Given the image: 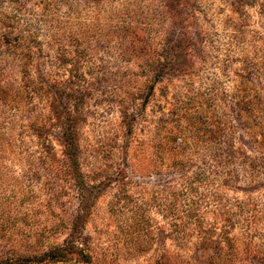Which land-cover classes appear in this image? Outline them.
Instances as JSON below:
<instances>
[{
	"label": "rangeland",
	"instance_id": "rangeland-1",
	"mask_svg": "<svg viewBox=\"0 0 264 264\" xmlns=\"http://www.w3.org/2000/svg\"><path fill=\"white\" fill-rule=\"evenodd\" d=\"M74 223L35 264H264V0H0V262Z\"/></svg>",
	"mask_w": 264,
	"mask_h": 264
},
{
	"label": "trees",
	"instance_id": "trees-1",
	"mask_svg": "<svg viewBox=\"0 0 264 264\" xmlns=\"http://www.w3.org/2000/svg\"><path fill=\"white\" fill-rule=\"evenodd\" d=\"M61 126V138L65 144V151L69 157L70 163L74 166V174L79 177L78 158H77V145L75 142L74 126L75 120H59L57 121ZM80 178H82L80 176ZM82 181V179H78ZM76 223L73 224L71 238L67 239L62 245L50 247L47 251L43 252L33 259L29 257L8 259L0 262V264H35L34 261H61L75 259L77 262L90 263L93 256L89 253L90 247H81L74 242V239L81 237L80 232L76 228ZM81 238H84L82 236ZM35 258V259H34Z\"/></svg>",
	"mask_w": 264,
	"mask_h": 264
}]
</instances>
